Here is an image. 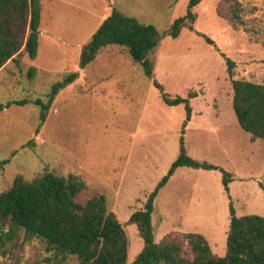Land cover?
<instances>
[{
  "label": "rangeland",
  "instance_id": "obj_1",
  "mask_svg": "<svg viewBox=\"0 0 264 264\" xmlns=\"http://www.w3.org/2000/svg\"><path fill=\"white\" fill-rule=\"evenodd\" d=\"M240 1L242 24L230 22L220 0H201L193 9L194 32L183 28L177 38L165 34L159 39L155 79L171 96L197 93L190 98L191 120L183 129L184 106L166 105L124 48H103L84 75L78 59L113 7L153 24L161 34L186 13L189 0H43L36 58L21 52L17 61L0 68V103L29 100L0 113V162L9 160L0 174V192L17 175L31 179L46 168L81 175L90 189L79 200L95 191L105 195L126 233L130 264L143 241L129 218L167 174L183 135L188 156L217 168L175 169L154 200V240L199 233L215 255L223 256L229 205L237 216L264 215V140H252L239 126L221 56L235 62V79L264 82V0ZM196 31L209 36L215 47ZM77 70L82 79L56 96L39 127V107L31 100H46L54 83ZM223 172L228 173V192ZM16 255L17 264L40 260L44 243L24 242ZM11 262L0 257V264Z\"/></svg>",
  "mask_w": 264,
  "mask_h": 264
},
{
  "label": "trees",
  "instance_id": "obj_2",
  "mask_svg": "<svg viewBox=\"0 0 264 264\" xmlns=\"http://www.w3.org/2000/svg\"><path fill=\"white\" fill-rule=\"evenodd\" d=\"M228 8V19L242 24L241 1L220 0ZM43 0H0V68L8 61H17L15 55L24 52L29 59L37 56ZM201 0H189L186 13L176 18L167 28L166 35L177 38L183 28L195 31L194 7ZM196 33L215 47L204 33ZM160 35L153 24L143 23L116 7L99 24L90 39L81 47L79 70L91 64L108 45L124 48L134 63L141 66L144 75L152 80L162 101L168 106L182 104L186 115L183 129L191 120L190 90L186 97L171 96L155 79L154 51ZM227 75L232 90V108L239 126L252 140H264V82L255 83L234 78L235 62L226 57ZM34 67L29 69L33 74ZM80 72H68L51 86L46 100L36 98L31 103L39 107V127L42 126L56 96L79 78ZM29 100H11L0 103V113L12 105H26ZM38 131V130H37ZM183 131V130H182ZM179 153L148 195L143 208L134 211L129 223L136 225L143 248L130 264H264V215L237 216L229 205L230 223L223 256L215 255L208 240L199 233L188 232L182 237L165 236L155 242L152 213L154 200L178 167H217L200 163L187 155L183 135L179 139ZM26 145H29L28 143ZM25 145V146H26ZM24 147V146H23ZM8 159L0 162V174ZM228 173L223 172V184L228 192ZM264 194V185L260 184ZM90 189L79 174L59 173L46 168L41 174L26 179L17 175L10 187L0 192V257L17 264L16 251L24 242L37 239L44 243L42 259L28 264H127L128 241L123 225L108 208L107 199L93 192L84 200L81 194ZM186 251L190 255H186Z\"/></svg>",
  "mask_w": 264,
  "mask_h": 264
},
{
  "label": "crops",
  "instance_id": "obj_3",
  "mask_svg": "<svg viewBox=\"0 0 264 264\" xmlns=\"http://www.w3.org/2000/svg\"><path fill=\"white\" fill-rule=\"evenodd\" d=\"M96 58H97V57H96ZM89 65H90V64H89ZM89 65H88V66H89ZM91 65H92V64H91ZM88 66H87V67H88ZM87 67H86L85 69H82V71H80V72H81L80 75H82V74L84 73V71H86ZM80 75H79V78H78V79L81 80V79H82V76L80 77ZM83 75H84V74H83ZM78 79H77V80H78ZM83 80H84V78H83Z\"/></svg>",
  "mask_w": 264,
  "mask_h": 264
},
{
  "label": "water",
  "instance_id": "obj_4",
  "mask_svg": "<svg viewBox=\"0 0 264 264\" xmlns=\"http://www.w3.org/2000/svg\"><path fill=\"white\" fill-rule=\"evenodd\" d=\"M165 34H166V30L163 31V32H161V34L158 36V38H159V39H160V38H163V37L165 36Z\"/></svg>",
  "mask_w": 264,
  "mask_h": 264
}]
</instances>
